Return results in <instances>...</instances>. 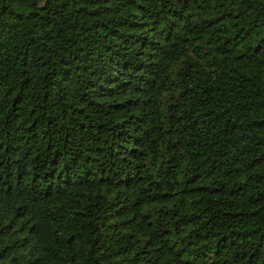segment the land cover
Here are the masks:
<instances>
[{"label": "trees", "instance_id": "trees-1", "mask_svg": "<svg viewBox=\"0 0 264 264\" xmlns=\"http://www.w3.org/2000/svg\"><path fill=\"white\" fill-rule=\"evenodd\" d=\"M0 264H264V0H0Z\"/></svg>", "mask_w": 264, "mask_h": 264}]
</instances>
